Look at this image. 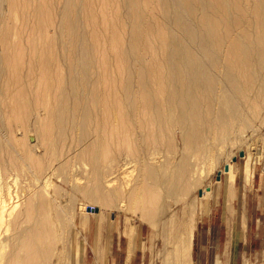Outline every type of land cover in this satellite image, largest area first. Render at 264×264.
<instances>
[{
  "label": "bare ground",
  "instance_id": "bare-ground-1",
  "mask_svg": "<svg viewBox=\"0 0 264 264\" xmlns=\"http://www.w3.org/2000/svg\"><path fill=\"white\" fill-rule=\"evenodd\" d=\"M92 2L0 0V264H80L85 237L70 230L57 247L74 198L62 203L52 175L77 185L87 173L78 190L91 203L138 209L155 226L167 204L160 190L175 203L186 195L207 135L264 105V0H99V15ZM174 128L179 161L151 164L175 154ZM244 158L249 180L264 151ZM134 164L137 177L126 180ZM195 206L162 225L161 264H191Z\"/></svg>",
  "mask_w": 264,
  "mask_h": 264
},
{
  "label": "rangeland",
  "instance_id": "rangeland-1",
  "mask_svg": "<svg viewBox=\"0 0 264 264\" xmlns=\"http://www.w3.org/2000/svg\"><path fill=\"white\" fill-rule=\"evenodd\" d=\"M59 1V0H57ZM61 1V0H60ZM92 8L96 15L100 12L99 0H93ZM111 9V8H110ZM83 29L87 33L92 30L84 14H81ZM119 22V21H118ZM92 43L93 40L90 39ZM3 93H9L7 83H3ZM30 96L33 85L26 83ZM7 88V92L4 89ZM34 90V89H33ZM43 93V86H40V95ZM42 99V97L40 96ZM6 103V101H4ZM2 102V104L4 103ZM39 102V100H38ZM5 104L2 105V107ZM245 116L235 119L227 131L220 135H207L204 145L200 147L190 159V169L187 177V190L183 199L174 202L160 190L159 203L167 201L163 211L157 218L155 226H150L142 221L134 212L122 211L98 207L78 189H82L86 184L87 173L81 175L77 185L64 183L52 175L53 181H57V186L63 190L62 203L67 202L69 195L73 201V225L71 228L59 230L61 239L57 247L62 248L63 243H68L70 230L78 232L79 237H85L83 254L80 264H106L107 258L104 254L105 242L112 236L123 235L130 242L131 249L137 247L136 240H142L140 247L144 250L134 257L138 263L141 259L143 264H161L163 254V232L164 222L171 216L180 215L184 203L196 205L193 221L192 248L190 253L191 264H264V181L260 183V178L264 177V158H261L253 168V176L247 180L244 167L247 159L239 157V151L254 153L256 149L264 151V105L257 111L251 107L245 108ZM45 117L43 110L39 112V118ZM173 132V133H172ZM175 154L168 152L156 155L149 162L156 166L161 165L166 159L173 162L179 161L184 151L181 131L174 128ZM31 144H36L37 139L31 137ZM65 146L62 153L65 154ZM39 155L44 154L43 148L38 147ZM59 161H54L55 168L64 160V155ZM70 153L66 156V159ZM44 156V155H43ZM237 157L235 162L231 158ZM108 161V160H106ZM105 161V163H106ZM226 163L231 164L232 172L225 173L223 167ZM129 174L126 180H133L137 177V165L126 168ZM126 171V172H127ZM221 172V179L217 181L218 172ZM256 176V183L253 177ZM121 176L114 174L110 178L120 181ZM134 182V181H133ZM132 182V183H133ZM21 184V183H20ZM116 184V183H115ZM24 182L22 181V184ZM210 188V192L204 198L199 196V190ZM228 187V188H227ZM248 194L249 201V229L246 240V202L245 195ZM164 196V197H163ZM169 200H166L168 198ZM89 200V201H88ZM159 204V205H160ZM83 206V209H81ZM157 208V207H156ZM159 210V209H158ZM133 213V214H132ZM138 213V212H137ZM135 214V215H134ZM244 220V223L242 222ZM210 223V228L207 224ZM259 225L260 235L256 239ZM95 242L94 244L92 242Z\"/></svg>",
  "mask_w": 264,
  "mask_h": 264
},
{
  "label": "crops",
  "instance_id": "crops-1",
  "mask_svg": "<svg viewBox=\"0 0 264 264\" xmlns=\"http://www.w3.org/2000/svg\"><path fill=\"white\" fill-rule=\"evenodd\" d=\"M264 181V177L260 178V183H263ZM253 183H256V176L254 175L253 177ZM248 194L245 195V202H246V212H245V218H246V223H247V227H246V240H247V236H248V229H249V201H248ZM207 227L210 228V223L207 224ZM255 228L257 229V231H255L256 233V239L259 237L260 232H259V225L255 226ZM93 244L95 243L94 241L92 242ZM105 246H104V254L106 255L107 258V262L106 264H143V262L140 261L137 263L134 260V257L139 254V253H143L145 255V248L144 250L142 249V247H140V244H143L142 240H136L135 244H137V247L133 249H131L130 246V242L126 239V237H124L123 235L121 236H112L111 238H109L106 242H105ZM131 251H130V250ZM131 253V254H129ZM130 256V257H128ZM129 258V260H128ZM128 260V261H127Z\"/></svg>",
  "mask_w": 264,
  "mask_h": 264
},
{
  "label": "water",
  "instance_id": "water-1",
  "mask_svg": "<svg viewBox=\"0 0 264 264\" xmlns=\"http://www.w3.org/2000/svg\"><path fill=\"white\" fill-rule=\"evenodd\" d=\"M238 155H239V157H244V151H239V154ZM231 160H232V162H235L237 160V157L236 156H233L231 158ZM228 170H229V165L228 164L224 165V171L226 172ZM220 179H221V172H218L217 181H219ZM206 190L209 191L210 188L209 187H206ZM202 192H203L202 190H199V195L200 196L202 195Z\"/></svg>",
  "mask_w": 264,
  "mask_h": 264
}]
</instances>
